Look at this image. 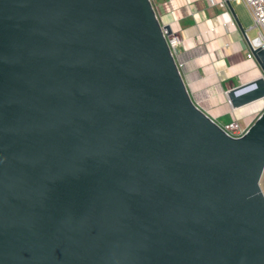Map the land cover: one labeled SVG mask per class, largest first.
I'll return each mask as SVG.
<instances>
[{
  "label": "water",
  "instance_id": "obj_1",
  "mask_svg": "<svg viewBox=\"0 0 264 264\" xmlns=\"http://www.w3.org/2000/svg\"><path fill=\"white\" fill-rule=\"evenodd\" d=\"M163 27L152 0H0V264H264V111L228 134ZM250 49L234 108L264 97Z\"/></svg>",
  "mask_w": 264,
  "mask_h": 264
},
{
  "label": "crops",
  "instance_id": "obj_2",
  "mask_svg": "<svg viewBox=\"0 0 264 264\" xmlns=\"http://www.w3.org/2000/svg\"><path fill=\"white\" fill-rule=\"evenodd\" d=\"M156 2L162 21L174 22L181 37L178 49L179 59L184 63L182 74L196 103L220 123L228 117L227 121L238 118L245 127L250 126L256 112L253 110L259 106L252 107L249 103L234 108L227 93L262 76L256 59L247 57L251 47L248 38L257 35L254 23L244 27L234 1V12L228 2L222 5L224 0ZM243 117L248 120L242 122Z\"/></svg>",
  "mask_w": 264,
  "mask_h": 264
},
{
  "label": "built area",
  "instance_id": "obj_3",
  "mask_svg": "<svg viewBox=\"0 0 264 264\" xmlns=\"http://www.w3.org/2000/svg\"><path fill=\"white\" fill-rule=\"evenodd\" d=\"M231 2L237 1V2H244L246 6L248 7L253 21L254 25L253 27L257 29V35L251 39L248 38L250 41V44L254 48L262 47L264 48V0H230ZM153 5L157 11V14L163 23V25H166L161 19L160 13H158V4L156 0H152ZM227 0H224L222 5H225ZM172 12L175 13V9H172ZM168 25L171 26L172 32L169 34L168 30L163 27V31L166 35V38L168 40V43L170 45L171 51L176 58L177 64L179 69L182 71L184 67V63L179 59V45L181 43V37L179 35L178 30L174 27V22L169 23ZM248 58H255L251 49L250 52L247 55ZM228 95V93H227ZM264 98V97H263ZM229 100V97H228ZM230 102V100H229ZM217 121V120H216ZM220 123V122H219ZM220 125L223 127V129L230 135L234 137H240L242 136L250 126H242L240 120L238 118H234L228 122L220 123Z\"/></svg>",
  "mask_w": 264,
  "mask_h": 264
},
{
  "label": "rangeland",
  "instance_id": "obj_4",
  "mask_svg": "<svg viewBox=\"0 0 264 264\" xmlns=\"http://www.w3.org/2000/svg\"><path fill=\"white\" fill-rule=\"evenodd\" d=\"M234 3V5H235V7H236V9H237V11H238V13H239V15H240V17H241V19H242V22H243V25H244V27H249V26H251V25H253V23H254V21H253V18H252V16H251V13H250V11H249V9H248V7L246 6V4L245 3H236L235 1L233 2ZM255 35V32H254V30H252L251 31V36L253 37ZM250 105L252 106V107H255V106H259L258 107V109L257 110H253V111H256V112H254L253 113V121L252 122H254L256 119H257V117L264 111V98H261V99H258V100H256V101H254V102H252V103H250ZM249 107V106H248ZM243 109H246V108H243ZM245 113V112H244ZM247 113V112H246ZM250 116H252V114L250 115ZM249 116V117H250ZM242 120V122H244L245 120H248V118L246 119V118H241ZM227 120H228V117H224L223 118V120L221 121L222 123H225V122H227ZM246 122V121H245ZM242 124V123H241ZM244 124V123H243ZM242 124V126H244ZM253 123H251V125H252ZM250 125V126H251ZM261 187H262V189H263V191H264V174H263V176H262V179H261Z\"/></svg>",
  "mask_w": 264,
  "mask_h": 264
},
{
  "label": "trees",
  "instance_id": "obj_5",
  "mask_svg": "<svg viewBox=\"0 0 264 264\" xmlns=\"http://www.w3.org/2000/svg\"><path fill=\"white\" fill-rule=\"evenodd\" d=\"M230 121V120H229ZM228 122V121H227Z\"/></svg>",
  "mask_w": 264,
  "mask_h": 264
}]
</instances>
